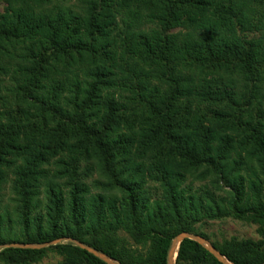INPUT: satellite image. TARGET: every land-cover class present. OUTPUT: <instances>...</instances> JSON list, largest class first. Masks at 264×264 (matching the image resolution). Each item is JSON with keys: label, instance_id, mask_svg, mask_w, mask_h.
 <instances>
[{"label": "trees", "instance_id": "trees-1", "mask_svg": "<svg viewBox=\"0 0 264 264\" xmlns=\"http://www.w3.org/2000/svg\"><path fill=\"white\" fill-rule=\"evenodd\" d=\"M65 1L0 0V75L16 84L0 79V245L68 237L121 264H167L176 235L209 240L195 225L232 217L259 240L213 247L264 264V0ZM49 252L106 264L71 243L3 249L0 264ZM175 264L221 263L186 239Z\"/></svg>", "mask_w": 264, "mask_h": 264}, {"label": "rangeland", "instance_id": "rangeland-1", "mask_svg": "<svg viewBox=\"0 0 264 264\" xmlns=\"http://www.w3.org/2000/svg\"><path fill=\"white\" fill-rule=\"evenodd\" d=\"M80 0H68L65 2H60L58 5L65 7V8H71L76 12H79L78 7L80 6L79 3ZM7 12V5L5 3H0V14H5ZM117 33H120V37L123 36L122 30H123V25L117 20V27H116ZM178 30L172 31V32H177ZM251 37V35H250ZM15 67V65H12L11 70ZM58 73H53L50 75V78L54 80H59L61 83H67L70 81V78L73 77V73H67L63 69L57 68ZM76 73V72H74ZM10 74L7 76L0 75V79L3 80L4 85L9 86L10 88L16 87V84H14L10 80ZM10 94V93H9ZM84 177V182L88 185L92 183V181L97 180L98 175L96 171H92L90 175L88 176H83ZM204 184L206 187L211 189V184L207 183L206 181H201V180H195L192 182L193 187H204ZM153 186V184H152ZM9 185L5 187V189L2 192V201L5 205H8L9 207L13 206V203L11 202V199L13 198V195L11 191L9 190ZM153 187H157V185H154ZM159 193V192H158ZM12 210V209H10ZM13 220V225L15 227H18L16 224L17 218L15 215L11 216ZM195 228L197 229L198 232H201L202 234L206 235L209 237V242L212 244V242L215 243H221L223 240H229L230 238H236L237 240H252L254 242H257L259 240V235L257 233L258 225L251 223V222H246L242 220H238L232 217H225L222 219H215V220H202L201 222L197 223L195 225ZM194 234V233H191ZM118 236L124 239L131 248L136 249L139 248L135 246L133 241L130 239V237L125 234L124 232L120 231L118 232ZM63 243H68V242H63ZM4 244H26V243H4ZM2 244V245H4ZM29 244V243H28ZM31 244V243H30ZM62 244V243H60ZM58 245V244H57ZM1 246V245H0ZM56 246V245H53ZM52 247V246H50ZM47 247V248H50ZM44 248V249H47ZM41 249V250H44ZM62 263V257L54 254V253H48L45 257L41 258L39 261L34 262L32 264H61Z\"/></svg>", "mask_w": 264, "mask_h": 264}, {"label": "water", "instance_id": "water-1", "mask_svg": "<svg viewBox=\"0 0 264 264\" xmlns=\"http://www.w3.org/2000/svg\"><path fill=\"white\" fill-rule=\"evenodd\" d=\"M191 240L199 245H201L209 254H211L218 262L221 264H231L224 256L220 254L218 250H216L213 245L203 237L187 232L180 233L176 235L170 244L168 254H167V264H175V260L177 257V251L182 241L184 240ZM63 242H68L73 244L75 247H78L82 250H85L89 254L93 255L94 257L98 258L102 262L106 264H121L120 262L111 259L107 255L87 246L86 244H83L77 240H74L72 238H59L52 242L43 243V244H4L0 246V251L7 248H14V249H31V250H41L53 245H57Z\"/></svg>", "mask_w": 264, "mask_h": 264}]
</instances>
